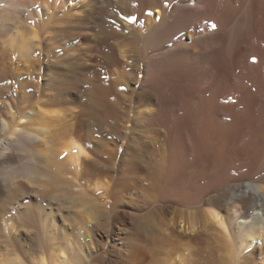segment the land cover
<instances>
[{
  "label": "bare ground",
  "instance_id": "bare-ground-1",
  "mask_svg": "<svg viewBox=\"0 0 264 264\" xmlns=\"http://www.w3.org/2000/svg\"><path fill=\"white\" fill-rule=\"evenodd\" d=\"M39 1L0 0V35L9 45L19 40L7 20L20 12L37 13ZM53 1L42 4L50 26L40 20L37 30H28L32 37L26 48L20 47V53L33 49L42 56L31 59L30 66L39 80V106L20 116L10 113L12 120L0 117L5 135L0 140V213L18 206L24 226L16 240L21 242L33 226L47 233L39 201L44 197L30 186H39L47 175L41 169L51 168L52 155L45 154L50 159L44 161L45 150H40L50 143L48 153L71 151L76 169L72 179L57 178L71 183L75 196L62 195L69 201L52 203L50 212L62 216L64 206L73 205L101 226L114 221L113 254L97 255L103 261L96 263L97 253L81 254L74 264H163L161 250L168 256L182 238L201 240L199 232L177 233L175 227L183 223L186 231L203 223L201 232L210 227L224 238L228 253L222 264H264V0ZM59 49L73 53L63 59L55 55ZM6 73L0 66V79ZM125 111H132L135 129L121 154L124 139L112 149L93 140L91 132L104 117ZM159 144L176 161L172 177L161 174L162 161L156 163L159 169L146 163ZM15 152L26 155L18 167H13ZM220 169L228 174L223 180L215 174ZM150 170L156 183L141 182ZM209 175L217 191L192 206L200 210H182ZM103 179L109 181L103 185ZM164 179L167 187H162ZM14 182L28 194L9 201L7 188ZM177 187H194L197 193L177 194ZM147 196L159 198L148 214L126 210L136 202L147 206ZM17 250L0 246V264H28L30 257ZM65 255L54 253L49 262L41 251L30 259L32 264L72 263Z\"/></svg>",
  "mask_w": 264,
  "mask_h": 264
},
{
  "label": "rangeland",
  "instance_id": "rangeland-1",
  "mask_svg": "<svg viewBox=\"0 0 264 264\" xmlns=\"http://www.w3.org/2000/svg\"><path fill=\"white\" fill-rule=\"evenodd\" d=\"M47 2L49 4L54 3L53 0H48V1L42 0L37 3L36 7L40 6L39 8H37V11H36L37 13H39V16H40L39 18H38V15L36 16L37 13L32 11L30 15L21 14L20 12L19 14L20 18L19 16H17L19 19L16 16H15L16 18L14 17L15 19L10 18V20L12 19L10 23H8L9 20H7V24L11 27L12 37H18L16 40H19L18 41L19 43L16 41L17 43H15L16 44L15 46L9 45L10 42L8 44V39L7 38L3 39L2 35H0L1 36L0 37V50H2L0 51V66L4 69V71L7 70L6 76L1 78L2 80L0 79V117L2 116L3 118H8L9 120H12L10 113H15V115L20 116V115L25 114L26 112L33 110L34 107L36 108L37 106H39L38 105L39 104V94H37L35 91L36 90L35 84H37L38 83L37 81L39 80L34 75L35 73H33V68H31L32 67L31 59L33 60H36L38 58L42 59V56L39 57L40 53L36 52V50H33V49L32 50L30 49V53H25L24 51L20 53L21 51L20 49L26 48L25 43L27 44V41L30 40V38L32 37L27 33L33 29L37 30L41 26L40 20H42V23H45L46 25L49 24L50 22L49 14L46 12V10H43L44 8L42 7V4L47 3ZM60 15H63V14L61 13ZM15 20L17 21L16 25H15V22H16ZM17 25H19V27ZM49 26L50 24L47 27ZM15 30L17 32L19 30V32L17 33ZM13 31L14 33H16V36L13 35L14 34ZM22 39H23L25 47H23ZM4 40L7 46L4 43ZM10 47H13V48H10ZM71 53L73 52L72 51L68 52L66 50L63 51L59 49L56 51L55 55L60 56L61 58L63 57L66 58ZM27 54L28 55L30 54L31 57L29 56L26 57ZM24 61H26L27 64ZM9 66L12 69L9 68ZM27 66L29 67L31 66V67L29 68ZM19 67L20 68L24 67V68L20 69ZM99 69L100 68H97L96 72H99ZM9 70L10 71L15 70L14 71L15 73H13V76H11L12 72L10 74L8 73L10 72ZM24 71H28V72H24ZM68 106H67V109L68 108L71 109V106L70 105ZM70 109L68 110V113H67L68 115L69 113H71ZM123 113L128 114L129 116H125ZM19 122H23V120H19ZM134 122H135V118L132 115V111L121 112V114H119L118 117H115V118L111 116H106L102 119L101 127L93 128L92 130L93 132H91V136L93 137V140L95 141H103L104 143L106 142L107 144L112 145L111 146L112 149L114 147V144L120 142V139H124L123 145L121 146V154H123L127 140H129L130 137L133 135V132L135 129ZM4 137L5 135L0 133V140L4 139ZM50 145H51L50 143L47 146L43 145L40 147V150L41 151L45 150L42 156V159L44 161L49 162V159H50V158L48 159L45 158L44 157L45 154L52 155L50 162H49L50 164L48 166L51 168L48 169L44 166H43L44 168L41 167L42 168L41 170L45 173L47 172V175L41 178V184L39 186L38 185L30 186V187L36 188V190L38 191V194L44 197L42 200H39V201H40V211L42 213L41 221L43 225L45 224L44 227H46L47 233L45 234L43 232H40L41 230L33 226V227L28 228L29 231L30 230L32 231L27 232V233H22V238L24 239L21 240V242L16 240V236L18 234L17 231L18 230L23 231L24 225L22 223L23 222L22 217H20L18 213V210H19L18 206H15L13 207V209H8L7 211H4L5 213L4 212L0 213V215L3 214L2 216H0V239H1L0 246H5L6 244L8 245L10 244L12 245V248L16 250L18 249L17 251H19L20 253L22 254L24 253V255L27 254L26 255L27 258L29 257L33 258V256H36L37 252L39 253L43 251V252H46L48 257L50 258L49 262L53 261L52 257L54 256V253L58 254L59 252H63L66 254L65 255L66 258L70 259L69 263L72 262L70 264L76 263L75 261L78 255L82 254L84 255V257L86 256L88 258L90 254L97 253L94 259L92 260V262L96 263L98 260H99L98 262H100L102 259L100 256H97V255L101 254L105 256L108 254L109 255L113 254V244L115 243V238H114L115 236L113 235L111 236L110 230L114 226V223H113L114 221L111 220L108 224L105 223L106 226H104L105 224L101 226L100 221L99 223L98 221L95 222V220L93 221V220L87 219V216H85L86 213H84L83 208H79L73 205H65L64 210H63L64 214L62 216L57 215L55 210L53 212H50L52 208L51 207L52 203L53 204L54 203L63 204L67 202L68 199L63 198L62 195L67 194L66 196L68 197H70L71 195L72 196L74 195L70 187L71 183L67 182L66 180H64L63 182L61 181L59 182L57 180L58 176L64 179H72L73 177H76V169L74 168V165L71 164V161H72L71 151L63 150L61 153H59L58 148H56V149H53L51 153H48L47 148H49ZM16 156H17L16 163H18V161L20 162L17 165L16 163L13 164V167H18L20 163L23 164L24 162H26V159L24 158L26 157L25 154L17 152ZM120 161L121 159L115 165L118 166L120 164ZM158 161H162L163 163L162 167H160L162 170L161 174H164L165 172L164 175L168 174L170 177H172L175 172L174 170L177 169V167H175L176 161H174L168 155L167 150L164 149V147H162L161 144L157 145L153 149L151 156H148L146 159V163L148 165H151L155 169H159L156 164ZM215 174L218 180H223L228 175L227 171L224 169H220V171H218ZM155 177H156V172L154 170H150V171H145L143 175L140 176L139 180H141V182L148 181V183H156L154 182ZM212 178L213 176L209 175L207 177H203L199 181L198 189H201V192H198L199 194L194 196V198L192 199L194 200V202L192 200L185 202L184 206H182V210H185V211L187 210L186 211L187 213H193V212L200 210V208L197 209L192 206H195V204H200L202 201H204V199L208 198V196H211L217 191L218 183H216L215 181L213 182ZM165 179L161 182L162 187H167L168 185ZM108 181L109 179H107L106 181H104L103 179L100 182L101 184L104 185V183ZM196 186L197 185H195V187ZM62 187L65 189V191H62L63 190ZM7 189H8V192H6V194L8 193L7 195L11 196L9 201H12V199L15 196H17V194L25 195V196L28 194L26 190L25 191L21 190L22 191L21 192L18 186L15 184V182L13 184H10ZM195 190L196 189L194 187H190V188L189 187L187 188L177 187L176 191L175 190L174 191L177 194L179 193L185 194V192L187 191L196 194L197 192ZM57 196L59 197L57 198ZM89 196H92V195H89ZM147 199H148L147 206H144L143 203L136 202L132 208L129 207V208H126V210L129 213H132L134 215L136 214L139 216L148 214L149 213L148 211H150V209L148 208H151L153 203H158L157 201L159 200V198L147 196ZM28 200L29 199L27 198L25 202ZM186 203H189V204L186 205ZM20 205L22 206V208H24L25 206L24 200L20 203ZM66 209H70V210H66ZM121 209L124 210L125 208L121 207ZM48 214H50V216ZM138 221L141 222V221H144V219L139 217ZM202 224L197 225L193 231L192 230L186 231L188 229V225L185 227L184 223L182 224V226L179 225L175 227L177 233L183 234L184 236H196L197 233L199 232L202 234L200 236L201 240H199V244H198V242L197 243L191 242L190 238L188 239L182 238L181 244L175 246L172 252H169L168 256L165 250H161L162 253L160 257L164 261L163 264H205L206 261H213V262L222 264L223 262H225L224 258L227 256L226 252L228 253V250H227L224 238L221 237V235H219L218 232H212V230L210 231L209 225H207V227H209V230L201 232L202 229L200 227L202 226ZM43 241H45V243ZM252 248H254V246ZM20 249L21 250L23 249V251H21ZM34 252L36 254H34ZM74 252H76L75 253L76 255L74 254ZM30 258H29L30 261L27 260L28 264H32V261ZM111 258H114V256H112ZM234 264H240V262L238 261Z\"/></svg>",
  "mask_w": 264,
  "mask_h": 264
}]
</instances>
